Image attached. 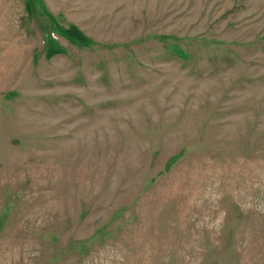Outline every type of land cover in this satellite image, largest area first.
<instances>
[{
    "label": "rangeland",
    "instance_id": "1",
    "mask_svg": "<svg viewBox=\"0 0 264 264\" xmlns=\"http://www.w3.org/2000/svg\"><path fill=\"white\" fill-rule=\"evenodd\" d=\"M0 264H264V0H0Z\"/></svg>",
    "mask_w": 264,
    "mask_h": 264
}]
</instances>
